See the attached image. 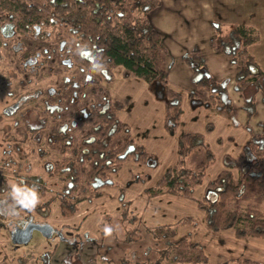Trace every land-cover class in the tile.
<instances>
[{
    "label": "trees",
    "instance_id": "trees-1",
    "mask_svg": "<svg viewBox=\"0 0 264 264\" xmlns=\"http://www.w3.org/2000/svg\"><path fill=\"white\" fill-rule=\"evenodd\" d=\"M21 1V0H18ZM22 2V1H21ZM19 2L18 6L27 7ZM157 0H50L40 7H48L55 24L61 23L67 33L68 48L89 50L85 58L71 55L79 61L88 73L91 93L98 96V102L86 101L90 111L87 128L74 137L71 132L61 130L62 121H53L49 126L40 124L32 133L43 140L36 147L42 162H46V176L55 177V189L50 188L47 178L41 174L22 175L16 179V193L11 191L8 180L0 172V203H11L17 214V222L26 218L41 217L50 234L56 230L44 218L50 213V204L57 202L61 209L75 212V205L82 199H93L101 195L100 187L112 183L111 174L116 173L125 161L151 162V155L137 143L130 133L129 126L118 119L116 110L121 106L110 98L107 88L98 82L116 65H121L125 76H137L146 80L154 90H162L164 101V128L172 132L180 115L181 95L167 87L165 67L166 50L160 33L148 19L149 9ZM37 5V4H36ZM121 13L123 19L118 16ZM218 28L216 27V30ZM259 34L256 28L241 23L230 28L225 35H218L210 41L214 50L230 56L232 62L240 66L235 76V89L242 91L248 84L264 86V71L259 68L248 46L256 42ZM73 57V58H72ZM92 57V59L90 58ZM183 61L190 67L194 89L189 93L194 101L204 103L213 109H230L226 92V81H216L207 71L202 52L194 47L183 54ZM94 103V104H93ZM243 109L250 117L254 111L253 97L244 100ZM232 112V111H230ZM231 117L233 115L231 113ZM234 121V120H233ZM212 124L206 125V130ZM44 144V145H43ZM197 148L202 149V161L196 166L188 165L189 155ZM51 150L67 156L51 159ZM48 157V158H47ZM229 167L239 169L235 177L230 168L222 169L207 181L204 195L196 199V204L204 213L206 226L213 231L232 228L237 237H260L264 239V217L255 206L239 203L244 196L264 194V132L251 134L240 152L239 158L225 156ZM214 155L204 143L202 132H186L177 141V159L174 165L165 169L154 185L144 189L147 197L161 193L191 198L194 187L201 183L207 167ZM140 180L139 176L133 177ZM81 192L77 197L75 193ZM48 193V195H46ZM122 201V219L132 224L124 241L133 242L136 238L149 235L153 241L140 256L131 253L113 260L110 264H201L207 261L199 242L190 238L189 232L175 238L177 226L194 224V219L184 216L171 224L139 228L140 219L128 216L126 203ZM9 213V212H8ZM0 207V218L8 214ZM35 220H37L35 218ZM65 225V224H64ZM142 226V225H141ZM137 240V239H136ZM138 255L141 258H135ZM128 257V258H127ZM23 257H19V262ZM133 259V260H132ZM220 264H264L262 261L243 257L223 261Z\"/></svg>",
    "mask_w": 264,
    "mask_h": 264
},
{
    "label": "rangeland",
    "instance_id": "rangeland-1",
    "mask_svg": "<svg viewBox=\"0 0 264 264\" xmlns=\"http://www.w3.org/2000/svg\"><path fill=\"white\" fill-rule=\"evenodd\" d=\"M112 71L115 73L114 88L118 89V91H116L117 93L125 91H130L132 94L138 93L140 92L139 85L137 83L134 84V82H141V84H146V88L152 93V98L158 101L163 110L162 115L160 114L159 116L158 114L155 115V113H151L154 122H156L157 118L159 119L157 124L160 130L158 131L157 137L158 145L150 148L148 144V147L152 149V154L150 153L152 158L151 162H149V159L145 163L132 160L125 161L116 173L111 174L112 183L100 187L101 195L90 200L82 199L78 201L75 205V212L73 213H70L67 209H61V206L57 202H52L50 204V213L45 217V220L56 230L52 235L46 236L38 230H33L27 242L14 244L10 240L9 233L11 230L7 226V222L14 219L10 216L11 214H7L4 219L0 218V264H42V262L44 264H110L113 260L116 261L117 258H122L126 255L133 258L131 253H134V251H136V254L142 256L143 249L147 245H152L153 241L149 235L136 238L137 240L135 239L133 242H131L132 240L124 241L127 230L132 227V224L126 219H122L121 211L123 205L120 199L121 191L122 198L126 203L128 216L134 215L140 219L139 228L143 229V226L153 227L160 225L161 222L158 220L159 218L158 214L155 212V208H150V205L142 200L141 195L146 199L153 198L147 197L144 193V189L154 185L165 169L175 164L177 159V146H175V142H171V138L175 140L178 132L181 131V135L185 133V131H188V129L196 128H184V125L178 122L177 127L174 129L175 131L167 132L164 128V101L155 95L149 83L142 77L123 76V68L121 65H116ZM123 77H125L126 80ZM109 81L104 80L103 85L108 86ZM17 87V94L28 91L27 86L21 89L18 84ZM110 97L113 99L111 95ZM29 106L30 104H24L20 108V111L25 110L24 116L16 113L6 118L1 114L3 102L0 95V160L1 157H5V154L1 151L2 144L5 142L2 126L5 128L6 124L15 118H17L19 122L18 132L24 130V119H26L25 122L31 126L38 124L35 113L26 111ZM122 107L127 108L128 106L122 103L121 107L117 109L116 112ZM132 109L135 108L133 107ZM126 112L129 113L130 110H126ZM213 121H215L213 124L216 125V129L213 133H211L212 130H206V124L210 123L208 118H205L201 132H208L205 136L204 143L213 152L214 160L207 167L202 182L194 187L192 197L186 198L168 193H161L162 195L159 194V197L158 195H156L157 197L154 196L157 200L161 201L162 204L160 206H172V214H174L176 210L180 211L186 207L191 208V206L194 205L195 210L197 209L204 216L203 211L199 209L196 204V199L202 198L204 193L201 194L197 188L204 187L205 189L207 181L214 178L220 170L225 168H230L234 176H238L239 169L237 167H229L228 164H226L227 159L225 156L227 155H225V153L232 154L234 150L235 153H237L236 157L239 158L245 142L240 144L237 143L238 147L240 146L238 149H234L233 143L227 140L221 142L218 136L225 133L229 126L226 122H221V120ZM130 122L133 123V127L138 129L137 121L130 118ZM235 134L236 132H233L232 135L235 136ZM19 137H21L20 133L17 134V140L21 141ZM25 137L24 143L18 144L19 152L18 155H15L19 162L22 161L23 164V167L19 168V170L17 169V171L19 173H26L29 168L30 170L27 173H38L47 178L44 170L45 167L42 165V160L36 152V147L38 145L37 134H34L32 140H30L27 133ZM144 137L146 138V136ZM172 151L173 158L171 154ZM202 154V149H195L187 161L188 165L196 166L200 164L202 161ZM48 157L53 160L59 159L61 155L51 150ZM10 175L8 171L7 176ZM135 176H139L140 180H135L133 178ZM47 180L50 188L55 189L56 184L53 183L55 182V177H48ZM13 184H15V182H13ZM75 194L77 197L82 195L81 192ZM46 195H48V193ZM169 195L172 196L171 199H167ZM246 205L255 206L259 215L264 217V194L242 197L239 206L243 209ZM82 210H84V212H82ZM35 218L41 219L39 216H35ZM173 219L176 220L177 217L175 216ZM196 224L197 220L195 221L194 218V224L192 225L183 224L177 226V235L175 238L183 236L187 231H191V228L194 227V225L196 226ZM106 227L112 229L111 234L105 233L104 229ZM187 228L189 229L187 230ZM199 234L202 236L200 232ZM209 247V257L206 262L201 264H220L222 260L220 261L213 257V254L210 252L211 248L209 249ZM203 253L208 256L204 249ZM250 255L256 256V254ZM134 256L135 258H141L138 255ZM19 257H23L20 262ZM260 259L264 260V254L260 255Z\"/></svg>",
    "mask_w": 264,
    "mask_h": 264
},
{
    "label": "crops",
    "instance_id": "crops-1",
    "mask_svg": "<svg viewBox=\"0 0 264 264\" xmlns=\"http://www.w3.org/2000/svg\"><path fill=\"white\" fill-rule=\"evenodd\" d=\"M147 14L150 23L160 33L161 42L166 50V85L181 95L178 122L184 125V128H196L188 129L185 133L201 132L205 118H208L212 124L211 133H213L216 129L213 120H221V122H226L229 127L225 133L218 136L219 140L221 142L227 140L233 143L234 149H238L240 146L238 147L237 143L246 142L251 134L264 132V86L262 84L256 86L250 83L242 91H237L235 89V76L240 66L232 62L230 56L214 50L210 44V41L216 36L225 35L230 28L238 24L250 25L256 28L259 38L247 49L259 68L264 71V0H157ZM194 47H197L204 55L208 73L216 81H226L230 109H213L191 98L189 93L194 89L193 78L190 67L183 61L182 56ZM123 78L126 80L125 77ZM114 79L115 73L113 72L112 80L108 83L110 95L114 100L128 106L118 110L117 116L129 126L134 140L150 154L152 151L150 148L158 145L157 137L158 131H160L157 124L159 119L157 118L154 122L151 113L159 116L162 115L163 110L158 101L152 98V93L146 88V84L134 82V84L139 85L140 90L135 94L130 91L117 93L118 89L114 88ZM250 97L254 99V111L248 117L243 109V104L244 100ZM133 107L135 109H132ZM126 110H130V112L127 113ZM130 118L137 121L138 129L133 127ZM180 132H178L175 140L171 138V142H175V146H177ZM233 132H236L235 136L232 135ZM207 133V131L203 133L204 141ZM171 154L173 158V151ZM225 155L237 158V153L234 150L232 154L225 153ZM197 189L201 194L204 193V187ZM141 197L150 205V208H155L161 224H171L184 216L195 218V221L197 220L196 226L194 225L191 231L187 232H189L191 240L201 244L208 254V256L206 255L207 259L210 254L208 252L210 243L211 254L222 262L243 257L258 261L263 260L260 259V255L264 254L263 238L237 237L231 228L219 231L210 230L206 226L204 216L200 211L195 210L194 205L191 208L176 210L172 214V206H160L162 203L157 200V196L150 199L144 198L143 195ZM171 197L169 195L167 199H171ZM175 216L177 217L176 220L173 219ZM250 254H256V256ZM42 264L44 263L42 262Z\"/></svg>",
    "mask_w": 264,
    "mask_h": 264
},
{
    "label": "flooded vegetation",
    "instance_id": "flooded-vegetation-1",
    "mask_svg": "<svg viewBox=\"0 0 264 264\" xmlns=\"http://www.w3.org/2000/svg\"><path fill=\"white\" fill-rule=\"evenodd\" d=\"M21 1L0 0V95L3 102L1 114L6 118L16 113L24 116L25 110L20 111V108L24 104H30L26 111L35 113L38 124L31 126L24 119V130L18 132L19 122L15 118L9 121L5 128L1 127L5 138L1 151L5 157H1L0 172L8 180L13 193L17 192L16 179L18 176L29 175L27 173L29 168L27 172L25 171L26 173L17 171L23 167V164L15 157L19 152L18 144L24 143L26 133L32 140L35 134L32 133V130L40 124H43L45 129V125L49 126L53 121L63 120L59 124L60 129H68L76 138L83 133L88 125L87 118L91 110L86 101L98 99V96H94L90 91L93 82L89 81L88 73L84 74V69L80 66L79 61L73 57L72 60L70 54H68L69 57L65 52L69 50L72 56L74 54L79 58H85L89 55V50L77 52L75 48H68L65 45L66 39H61V37L67 33V30L61 26V23L52 22L54 17L50 14L49 6L40 7L38 5L39 2L41 4L50 0ZM24 1L27 3L25 9L18 6L19 2L25 4ZM118 16L119 19L124 17L121 13H118ZM90 58L92 59V57ZM112 69L109 73L102 71L104 77L98 82L101 86H104V80H112ZM123 76L125 75L123 74ZM18 84L21 89L27 86L28 91L17 94ZM104 87L109 93L108 86ZM19 133L21 141L17 140ZM37 137L39 144L43 138L38 134ZM59 154L61 156L69 155L68 152ZM41 163L46 170L48 164ZM8 171L10 176H7ZM0 206L7 213L9 212L8 214L15 212L11 203H0ZM16 215L11 214L10 216L14 220L11 219L7 222L10 230L16 225L22 227L30 220L39 222L38 218L35 220L34 217H31L19 224Z\"/></svg>",
    "mask_w": 264,
    "mask_h": 264
},
{
    "label": "water",
    "instance_id": "water-1",
    "mask_svg": "<svg viewBox=\"0 0 264 264\" xmlns=\"http://www.w3.org/2000/svg\"><path fill=\"white\" fill-rule=\"evenodd\" d=\"M154 92L157 97L162 96V90L155 88ZM33 230H38L46 236L50 235L48 228L44 224L30 220L22 227L18 225L14 226L10 232V240L14 244L25 243L30 239Z\"/></svg>",
    "mask_w": 264,
    "mask_h": 264
},
{
    "label": "clouds",
    "instance_id": "clouds-1",
    "mask_svg": "<svg viewBox=\"0 0 264 264\" xmlns=\"http://www.w3.org/2000/svg\"><path fill=\"white\" fill-rule=\"evenodd\" d=\"M104 231L106 234H111L112 229L110 227H106Z\"/></svg>",
    "mask_w": 264,
    "mask_h": 264
}]
</instances>
